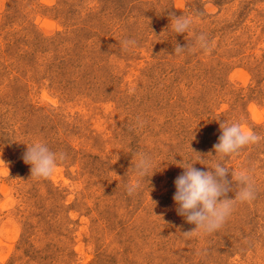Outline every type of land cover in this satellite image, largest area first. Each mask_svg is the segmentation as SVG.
Listing matches in <instances>:
<instances>
[{
  "label": "rangeland",
  "instance_id": "1",
  "mask_svg": "<svg viewBox=\"0 0 264 264\" xmlns=\"http://www.w3.org/2000/svg\"><path fill=\"white\" fill-rule=\"evenodd\" d=\"M200 32L210 53H174ZM224 121L264 137V0H0V264H264V139L222 160ZM36 141L66 154L46 179L23 160ZM188 163L247 169L256 199L185 236Z\"/></svg>",
  "mask_w": 264,
  "mask_h": 264
},
{
  "label": "clouds",
  "instance_id": "2",
  "mask_svg": "<svg viewBox=\"0 0 264 264\" xmlns=\"http://www.w3.org/2000/svg\"><path fill=\"white\" fill-rule=\"evenodd\" d=\"M170 26L176 35L185 34L193 30L195 18L193 16H175L170 13ZM124 51L136 46L134 39H124L121 41ZM197 50L206 53L212 51V42L204 32L194 34L193 39L181 46L174 41L175 54H194ZM139 126H144V121L138 120ZM221 135L218 142L213 145L214 151L221 156L222 160L227 159L239 150L248 145L258 144L261 137L255 132L245 127L241 122L220 124ZM66 159L63 152H55L43 141H36L27 147L23 155L25 164L31 165L30 173L35 178H49L55 174L58 166ZM7 165L0 159V166ZM153 168V161L149 154L137 153L134 171L137 177L136 183L125 185L129 196L135 194L139 187L140 178L148 175ZM184 171L174 180L175 192L173 201L176 204V212L186 219L187 223L194 224V230L185 232V236L194 233L210 235L218 231L225 224L234 210L237 202L251 203L256 199L257 192L253 178L247 169L235 171L231 169L232 180L227 176L230 168L224 163H216L209 171L193 167V163H188L182 167ZM7 171L9 173L8 165ZM234 181L240 185L239 190H235V197L228 198L227 194L234 191Z\"/></svg>",
  "mask_w": 264,
  "mask_h": 264
}]
</instances>
